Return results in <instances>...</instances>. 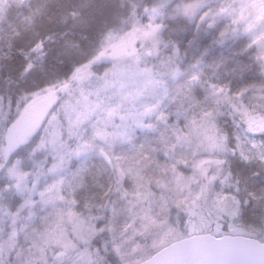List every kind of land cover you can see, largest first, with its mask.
<instances>
[{"label":"rangeland","instance_id":"rangeland-1","mask_svg":"<svg viewBox=\"0 0 264 264\" xmlns=\"http://www.w3.org/2000/svg\"><path fill=\"white\" fill-rule=\"evenodd\" d=\"M173 2L148 9L130 33L108 35L93 63L34 96L13 122L0 124V264H110L92 244L99 221L126 226L114 233L110 252L119 264L139 259L142 241L150 243L146 251L157 250L182 233L219 237L224 227L232 229L235 209L224 195L229 186L219 167L228 152L241 163L264 165V82L233 97L230 134L216 130L213 115L195 110L179 128L157 116L164 100L161 74L167 71H156L146 57L154 54L149 44ZM203 7L214 8L209 25L222 21L244 35L264 79V0H194L183 14L194 20ZM95 64L105 65L101 73L94 72ZM43 98L54 107L32 136L24 113ZM152 121L168 131L158 148V169L167 171L149 184L141 171H153L155 163L135 140ZM142 156L140 168L136 160ZM91 176L94 182L87 185ZM103 198L106 204L94 219L76 210ZM37 218L47 221L41 230L33 227Z\"/></svg>","mask_w":264,"mask_h":264},{"label":"trees","instance_id":"trees-1","mask_svg":"<svg viewBox=\"0 0 264 264\" xmlns=\"http://www.w3.org/2000/svg\"><path fill=\"white\" fill-rule=\"evenodd\" d=\"M162 1L0 0V124L13 122L17 112L37 94L67 83L77 70L93 63L102 54L108 35L130 33L138 23L145 21L146 11ZM193 1L174 0L169 18L149 44L154 54L146 57L147 63H153L156 71H167L161 74L164 100L157 116L169 117L170 127L179 128L185 125L190 111L195 110L201 116L213 115L216 130L230 134L233 97L263 84L264 79L241 32L225 28L222 21L209 25L214 8L203 7L194 20L183 14L184 6ZM103 66L95 64L94 72L101 73ZM218 92L221 94L217 95ZM151 123V129L135 140L145 144L155 163L153 171L140 170L149 184L162 178L167 171L162 167L158 169L162 164L159 155L163 154L158 153V148L168 131L154 121ZM120 151L112 156H120ZM223 158L218 173L227 177L225 187H229L223 192L229 197L235 213L232 229L224 227L221 234L241 233L264 241V165L261 162L241 163L230 152ZM143 161V156L137 159V166L143 167ZM112 164L115 165L114 160L109 166ZM91 167L92 173L96 169L94 165ZM93 182L92 176L87 177V185ZM105 201L103 198L84 203L76 210L83 212L85 217L89 213L94 219ZM54 213L52 211L50 220L55 218ZM156 220L163 221V218L159 216ZM45 222L46 219L37 218L33 227L41 230ZM95 226L97 234L93 246L104 252L110 264H119L110 252L115 244L114 233H121L125 224L110 226L99 221ZM201 233L205 232L182 233L165 246ZM149 244L142 241L137 250L145 252ZM165 246L137 252L140 258L131 264L148 259Z\"/></svg>","mask_w":264,"mask_h":264},{"label":"water","instance_id":"water-1","mask_svg":"<svg viewBox=\"0 0 264 264\" xmlns=\"http://www.w3.org/2000/svg\"><path fill=\"white\" fill-rule=\"evenodd\" d=\"M53 107L51 99L43 98L24 113H35L27 123L32 136L41 132ZM138 264H264V241L240 234H195L172 242Z\"/></svg>","mask_w":264,"mask_h":264},{"label":"flooded vegetation","instance_id":"flooded-vegetation-1","mask_svg":"<svg viewBox=\"0 0 264 264\" xmlns=\"http://www.w3.org/2000/svg\"><path fill=\"white\" fill-rule=\"evenodd\" d=\"M34 112H32V111H30V112H28V114L25 116L24 115V120L28 123V122H31L32 120H33V118H34Z\"/></svg>","mask_w":264,"mask_h":264}]
</instances>
